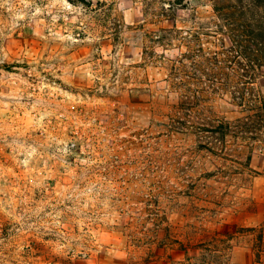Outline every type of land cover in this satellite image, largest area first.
Wrapping results in <instances>:
<instances>
[{
    "label": "rangeland",
    "instance_id": "1",
    "mask_svg": "<svg viewBox=\"0 0 264 264\" xmlns=\"http://www.w3.org/2000/svg\"><path fill=\"white\" fill-rule=\"evenodd\" d=\"M205 4L0 0V264H264V134L212 154L242 114L165 81Z\"/></svg>",
    "mask_w": 264,
    "mask_h": 264
},
{
    "label": "trees",
    "instance_id": "2",
    "mask_svg": "<svg viewBox=\"0 0 264 264\" xmlns=\"http://www.w3.org/2000/svg\"><path fill=\"white\" fill-rule=\"evenodd\" d=\"M178 1L197 11L192 0ZM198 1L211 8L212 31L170 29L162 40L166 50L178 40L179 50L185 51L174 58L163 55V66L168 71L165 81L183 109H197L210 96H228L242 114L232 123L203 129L218 145L204 148L215 154L223 151L228 137L256 141L264 134V0ZM204 36L211 40L204 42Z\"/></svg>",
    "mask_w": 264,
    "mask_h": 264
}]
</instances>
